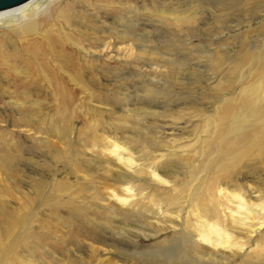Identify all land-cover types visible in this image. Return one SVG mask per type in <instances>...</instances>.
<instances>
[{
    "label": "rangeland",
    "instance_id": "rangeland-1",
    "mask_svg": "<svg viewBox=\"0 0 264 264\" xmlns=\"http://www.w3.org/2000/svg\"><path fill=\"white\" fill-rule=\"evenodd\" d=\"M31 4L40 35L62 34L36 59L38 34L0 57V208L27 238L7 263L99 264L132 230L158 251L136 264H264V144L228 168L213 149L223 106L248 96L250 67L228 72L262 44L264 0ZM23 23L2 18L0 33Z\"/></svg>",
    "mask_w": 264,
    "mask_h": 264
},
{
    "label": "bare ground",
    "instance_id": "bare-ground-1",
    "mask_svg": "<svg viewBox=\"0 0 264 264\" xmlns=\"http://www.w3.org/2000/svg\"><path fill=\"white\" fill-rule=\"evenodd\" d=\"M34 1L35 0H29L16 7L0 10V19L13 16L20 17L24 20V23L18 28L8 26L0 33L1 58H4L2 56L4 47L8 45L10 41L9 39L11 38L21 40L28 34L39 35L41 39L25 46L31 60L43 55L45 50L44 42H46V44L48 43L47 45L54 46L59 40H61L60 37L62 33L60 34L53 32L52 34L51 31H49L44 35H40L39 19L41 18L37 16L38 9L32 8L31 10H28L30 4ZM183 9L184 8L180 7L177 9V12L183 11ZM53 15L54 12L52 11V8L46 7L44 8V18L42 20H48L52 18ZM70 15L68 13L65 17L67 23L70 20ZM128 26L129 25H119V28L122 29ZM255 50L256 51H254V53L248 49L242 51L241 54L236 57L233 66H231L228 72L230 75L241 74L244 70V67L248 66L252 70V77L255 78V80H253V78L251 77V83L248 84V88H250V90L248 89V96H246L241 101V106H239L235 110L231 105L229 106L228 104H225L223 106L221 110L222 115L219 120L220 122L215 127L213 140L215 144L213 149L221 154L220 158H222L225 162V165L227 166H225L226 168L233 166L234 160L236 158L245 156L251 153L253 150L260 151L261 149H264V147L261 149H257V147H260L264 144V125L259 128L260 131L258 138L253 137L251 135V131L249 130V128H247L253 124L254 120L264 115V99L261 98L259 100V86L261 85L262 88L264 87V39H262V44L260 46H257ZM235 78L236 77H233L232 81L235 80ZM256 79L259 80L258 85H255ZM257 102L259 105L257 104ZM243 121L246 123H244ZM248 121L251 123H249ZM236 151H238L237 154H235ZM123 162L124 161L119 158V163ZM237 201H240L238 202L237 208L238 210H240L241 208H243L245 201L240 197H237ZM7 212L8 211L6 209L0 208V222L2 230L1 233L3 236L2 240L5 241L4 244H2L3 241H1L2 253L7 258H5L6 260L4 259V262H0V264H8L9 257L16 253L17 249H20V251H24L27 245V238L25 235V231L23 230L24 221L22 219L16 218L15 214L10 215L11 213L8 214V216L10 215L9 218L7 216ZM211 232L216 236L218 235L216 229H212ZM113 235L114 236H112V242H115L116 247L114 248L117 250L118 254L114 255V258H112L111 254H103L104 258L100 259L101 263L99 264H136L139 257L143 256L146 253H152L150 252V249L148 247H136L132 244L135 238L141 236L136 231L131 230V232L127 233L124 237L120 234ZM225 235L226 239L229 240L230 236L228 234ZM203 239L207 242V244L213 245L209 238L203 237ZM213 246L217 247L219 246V244H214ZM154 254H158V251L152 253V255ZM109 255L110 257H108Z\"/></svg>",
    "mask_w": 264,
    "mask_h": 264
},
{
    "label": "water",
    "instance_id": "water-1",
    "mask_svg": "<svg viewBox=\"0 0 264 264\" xmlns=\"http://www.w3.org/2000/svg\"><path fill=\"white\" fill-rule=\"evenodd\" d=\"M27 1L29 0H0V10L13 8Z\"/></svg>",
    "mask_w": 264,
    "mask_h": 264
}]
</instances>
